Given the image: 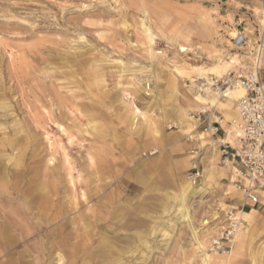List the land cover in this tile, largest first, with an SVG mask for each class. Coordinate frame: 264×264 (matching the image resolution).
<instances>
[{"label": "rangeland", "instance_id": "obj_1", "mask_svg": "<svg viewBox=\"0 0 264 264\" xmlns=\"http://www.w3.org/2000/svg\"><path fill=\"white\" fill-rule=\"evenodd\" d=\"M259 8L255 0H0V264H204L201 251L208 264H264V189L249 205L217 143L226 136L236 146L237 115L196 95L201 73L251 70ZM260 58L264 82V51ZM185 112L190 136L172 123ZM200 112L210 123L224 114L225 136L200 140ZM186 184L198 190L183 220ZM252 209L254 224L241 216ZM230 211L240 238L225 254L212 245Z\"/></svg>", "mask_w": 264, "mask_h": 264}, {"label": "built area", "instance_id": "obj_2", "mask_svg": "<svg viewBox=\"0 0 264 264\" xmlns=\"http://www.w3.org/2000/svg\"><path fill=\"white\" fill-rule=\"evenodd\" d=\"M252 1V0H247ZM259 3L258 18L260 27L258 30V46L255 49V59L251 70L245 75L227 73L220 78L210 77L211 89L225 95L235 87L245 90V96L236 102L237 118L229 123L234 126L236 134V146L218 140L220 157L225 163L233 166L235 172V187L242 194L245 201L251 206L259 204L257 190L264 189V82L259 78L261 54L264 51V0H255ZM236 44H245L246 37L241 33L237 34ZM204 85V86H203ZM206 82L202 81L200 87L205 88ZM201 89V88H200ZM196 122L205 124L204 132L211 131V137L216 135L222 128L223 118L214 115L210 123L209 116L200 112ZM201 117H204L202 121ZM236 132H234L235 134ZM200 177L196 170L190 177L192 184H195ZM241 226L237 213L228 212L226 228L213 242V248L217 252L226 253L234 240V236Z\"/></svg>", "mask_w": 264, "mask_h": 264}, {"label": "bare ground", "instance_id": "obj_3", "mask_svg": "<svg viewBox=\"0 0 264 264\" xmlns=\"http://www.w3.org/2000/svg\"><path fill=\"white\" fill-rule=\"evenodd\" d=\"M143 33H144V37H145V44L148 46V49H149V54H151V44H152V36L150 34V30L149 28L147 27V25H143ZM233 37V36H232ZM237 37V34L236 36H234V38ZM147 49V50H148ZM63 64V63H62ZM94 65V64H93ZM101 65V64H100ZM103 65V64H102ZM154 65V64H153ZM68 67V66H66ZM71 68V66H70ZM101 68V67H100ZM194 70H197V71H201L203 70V68L201 67H192ZM66 69V68H65ZM49 70V69H48ZM213 70V69H212ZM226 70V69H225ZM202 72V71H201ZM203 72H210V69L208 70H205ZM213 72V71H212ZM204 74V75H203ZM219 74V73H218ZM227 74V73H226ZM69 75V74H68ZM207 74L205 73H201L199 74L197 80L198 81H205L206 82V85H205V88L202 89V86L200 87L201 89L199 90H196V95H197V98L198 99H202V97L199 95V91L200 92H204L205 93V102L206 103H209L211 105L212 108H215L217 107L218 109L220 110H224V109H227L229 111H233L235 112L236 110V102L238 100H240L241 98H243L245 96V90L240 88V87H235L233 90H230L229 92H227L225 95H221L220 93L214 91L211 89V82H210V77H208V75L206 76ZM212 75V74H210ZM224 75V74H223ZM72 76V75H70ZM220 77V76H219ZM193 78V77H192ZM191 82H196L195 80H192ZM197 83V82H196ZM199 83V82H198ZM200 84V83H199ZM204 86V85H203ZM144 89V88H143ZM213 93V94H211ZM203 100V99H202ZM10 105V104H8ZM4 110V109H3ZM11 111V110H10ZM237 112V110H236ZM11 113V112H10ZM9 113V114H10ZM134 113L136 114H140L141 112L138 110V108L134 110ZM162 121H164V118H162ZM192 122H193V118L192 117H189L187 115V113L185 112L183 114V117L181 116L180 118L176 119V120H173L172 123L173 124H178L180 126V129H181V132L187 134L188 136H190L191 132L193 131L192 128L194 127L192 125ZM62 126V125H61ZM59 128V126H58ZM231 132V131H230ZM194 133V132H193ZM155 134H157V131H155ZM228 135H229V132H228ZM199 137L200 140L204 141L205 139H207L208 141L211 139V131H207V132H203L199 135H197ZM236 136V135H235ZM229 137V136H228ZM236 139V138H235ZM224 140H227L224 139ZM223 139H221V142L224 141ZM234 140V139H233ZM52 142V141H51ZM225 142V141H224ZM50 143V142H48ZM237 142H235L234 144H236ZM55 144V142H54ZM53 144V145H54ZM232 144V143H231ZM233 144V145H234ZM232 146V145H231ZM64 156H66V154H64ZM52 161V160H51ZM49 161V162H51ZM198 188L197 187H192L190 186L189 184H186L183 188H181L180 190V193L178 195V199H179V213L181 214V218L183 220L187 219L188 218V213H187V209H186V198L187 196L189 195H193L197 192ZM262 194V192H261ZM264 194V193H263ZM242 195V194H241ZM178 213V214H179ZM256 214H257V211L256 210H250L249 212H245V213H241V216L244 217L245 221L247 222H250V223H253L255 222V218H256ZM244 221V222H245ZM243 224V223H242ZM252 225V224H251ZM194 234V233H193ZM240 238V236L236 233L235 235V239H238ZM234 242V240H233ZM237 242V241H236ZM241 245V244H240ZM237 249V248H236ZM201 255L202 256V260L204 264H208L209 262V256L205 254V252L201 251ZM227 254V253H225Z\"/></svg>", "mask_w": 264, "mask_h": 264}, {"label": "crops", "instance_id": "obj_4", "mask_svg": "<svg viewBox=\"0 0 264 264\" xmlns=\"http://www.w3.org/2000/svg\"><path fill=\"white\" fill-rule=\"evenodd\" d=\"M261 80V79H260ZM208 110H206V112H207ZM219 111L221 112V113H223V112H226V114L228 115V116H232V117H236V115H237V113L236 112H233V111H229V110H227V109H224V110H220L219 109ZM216 115H219V116H221L222 118H223V115L224 114H220V113H216ZM226 134V133H225ZM224 139H226V136H225V138H223V140ZM226 143H228V142H226ZM229 144H230V142H229ZM230 145H232V144H230ZM262 192V194H261V197L264 199V191H261ZM257 195H258V197H259V194L257 193ZM260 203V202H259Z\"/></svg>", "mask_w": 264, "mask_h": 264}]
</instances>
